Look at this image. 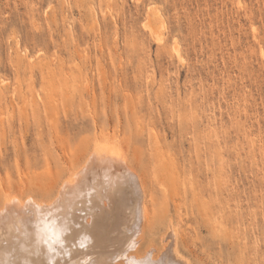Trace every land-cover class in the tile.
Listing matches in <instances>:
<instances>
[{"label": "rangeland", "instance_id": "374dc122", "mask_svg": "<svg viewBox=\"0 0 264 264\" xmlns=\"http://www.w3.org/2000/svg\"><path fill=\"white\" fill-rule=\"evenodd\" d=\"M95 149L150 191L143 247L172 218L192 264H264V0H0V194Z\"/></svg>", "mask_w": 264, "mask_h": 264}, {"label": "bare ground", "instance_id": "6f19581e", "mask_svg": "<svg viewBox=\"0 0 264 264\" xmlns=\"http://www.w3.org/2000/svg\"><path fill=\"white\" fill-rule=\"evenodd\" d=\"M145 27H149L148 21ZM174 51L179 54L177 45ZM96 144L101 146L98 141ZM117 155L95 149L77 172L69 169V178L39 187L46 194H34L28 185L27 191L5 189L0 194V264H192L178 247V229L172 218L159 242L150 239L143 247L151 219L150 198H146L150 191L123 157L124 162L116 160ZM49 210L66 226L64 247H57L55 255L37 242L33 227L39 212ZM80 241L86 244L84 248L79 247Z\"/></svg>", "mask_w": 264, "mask_h": 264}, {"label": "snow or ice", "instance_id": "6c2138e0", "mask_svg": "<svg viewBox=\"0 0 264 264\" xmlns=\"http://www.w3.org/2000/svg\"><path fill=\"white\" fill-rule=\"evenodd\" d=\"M33 227L37 242L45 244L50 254L55 255L57 247H64L63 237L66 234V226L60 224L58 218L50 210L39 212ZM85 246L83 241L79 242V247L84 248ZM49 264L53 262L49 261Z\"/></svg>", "mask_w": 264, "mask_h": 264}]
</instances>
